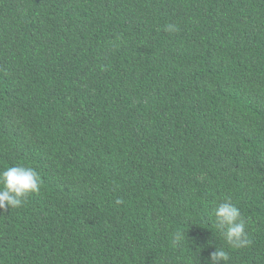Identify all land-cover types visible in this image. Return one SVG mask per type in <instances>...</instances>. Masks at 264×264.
Masks as SVG:
<instances>
[{
    "label": "trees",
    "instance_id": "1",
    "mask_svg": "<svg viewBox=\"0 0 264 264\" xmlns=\"http://www.w3.org/2000/svg\"><path fill=\"white\" fill-rule=\"evenodd\" d=\"M21 164L41 189L0 210V264H264V0H0V171Z\"/></svg>",
    "mask_w": 264,
    "mask_h": 264
},
{
    "label": "clouds",
    "instance_id": "2",
    "mask_svg": "<svg viewBox=\"0 0 264 264\" xmlns=\"http://www.w3.org/2000/svg\"><path fill=\"white\" fill-rule=\"evenodd\" d=\"M165 30L174 32L179 29L169 24L165 26ZM40 189L41 177L33 167L22 164L7 167L0 171V210L8 212L23 207L30 196L39 193ZM115 203L120 205L123 200L117 198ZM212 215L215 218L216 229L230 249H244L252 244L242 213L231 198H225L219 202ZM175 239L183 240V233L177 232ZM228 259V251L216 247L211 253L210 260L205 264H227Z\"/></svg>",
    "mask_w": 264,
    "mask_h": 264
}]
</instances>
